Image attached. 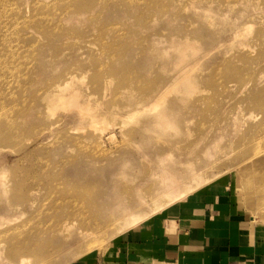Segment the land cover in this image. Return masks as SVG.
Returning <instances> with one entry per match:
<instances>
[{
  "label": "rangeland",
  "instance_id": "374dc122",
  "mask_svg": "<svg viewBox=\"0 0 264 264\" xmlns=\"http://www.w3.org/2000/svg\"><path fill=\"white\" fill-rule=\"evenodd\" d=\"M72 75L87 111L46 99ZM154 150L181 156L171 188ZM110 182L128 218L96 208ZM209 190L264 243V0H0V264H97Z\"/></svg>",
  "mask_w": 264,
  "mask_h": 264
},
{
  "label": "crops",
  "instance_id": "0c3cea01",
  "mask_svg": "<svg viewBox=\"0 0 264 264\" xmlns=\"http://www.w3.org/2000/svg\"><path fill=\"white\" fill-rule=\"evenodd\" d=\"M215 192L169 205L179 207L123 234L112 255L97 264H264L263 241L223 203H209Z\"/></svg>",
  "mask_w": 264,
  "mask_h": 264
},
{
  "label": "bare ground",
  "instance_id": "6f19581e",
  "mask_svg": "<svg viewBox=\"0 0 264 264\" xmlns=\"http://www.w3.org/2000/svg\"><path fill=\"white\" fill-rule=\"evenodd\" d=\"M188 73L187 72H183L182 76H187ZM75 81V76L72 75L70 77H68L66 80H64L61 83H57L55 84L54 88L50 91L47 92V100L49 101V103L51 104H57V103H72L75 104L77 107L86 110L87 108H90V96H87L85 94H83V92L81 90H78L76 88L73 87V82ZM169 89V88H168ZM106 93V90L104 91V94ZM88 99H87V97ZM86 97V98H84ZM164 110H159L156 114H154L156 120H157V124H168V120L166 119L165 115H164ZM89 114V115H88ZM87 116H93L92 117V121H99L100 119H103V115H99V114H92V113H88ZM86 115V114H85ZM85 115H80L82 118L85 117ZM86 116V117H87ZM88 118V117H87ZM90 120V121H91ZM54 125V123H53ZM51 126L49 128V130L51 131V129H54V126ZM171 127H174L171 125ZM6 135L7 138H14V137H18L19 131L16 130V127H10L7 128L6 131ZM40 136H35L33 138L34 141H38V138ZM42 137V136H41ZM102 137H103V133H102ZM33 141V142H34ZM3 147V146H2ZM26 146L23 147H18V149H16L17 152H23L25 150ZM147 152V151H146ZM149 154H145V157H148ZM152 156H154V158L149 159V165L147 167V171H148V175L149 177H153V176H158V177H162L164 178V180H162V182L160 183H165V187L166 188H171L172 186H174L175 184L178 183V180L180 179V175L178 174L179 168H177V162L182 161L180 159L181 156L174 157V153L172 150L169 151H152L151 153ZM149 155V156H151ZM188 169H181L182 173L187 172ZM115 174H117L118 176H123L125 174L124 171H116ZM182 178V177H181ZM49 185V184H48ZM109 189H106V191L102 192L105 196V198H109L111 200L110 205L105 207V204H96V208L97 209H113L116 210L117 216H121V218H128L130 216V205L128 204V202L124 199V197L121 196L120 192L121 190H119L118 188V184L117 182H110L109 183ZM160 188V186H158ZM6 190L9 189H13V187L10 185H6ZM36 188H33V190ZM172 194V193H171ZM175 195L171 196L169 200H167V203L171 202L173 199H175ZM141 199V198H140ZM80 213V212H78ZM96 216H98L97 214H95ZM77 214L76 213H71L70 216H68V219L63 220L64 222L62 223L61 227L62 229H69V227L73 224V219L77 218ZM94 216V215H93ZM97 218V217H96ZM136 219V217H134V220ZM96 223V222H95ZM97 224V223H96ZM84 227V226H83ZM20 232L15 230L13 232L10 233L11 237H15L18 238ZM26 243L24 242V245ZM26 258L24 256H22L19 260V264H25L26 263Z\"/></svg>",
  "mask_w": 264,
  "mask_h": 264
}]
</instances>
